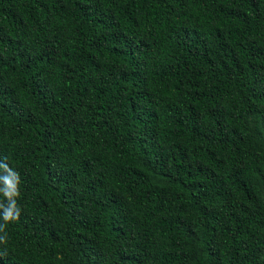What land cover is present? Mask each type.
I'll return each instance as SVG.
<instances>
[{
	"label": "trees",
	"instance_id": "1",
	"mask_svg": "<svg viewBox=\"0 0 264 264\" xmlns=\"http://www.w3.org/2000/svg\"><path fill=\"white\" fill-rule=\"evenodd\" d=\"M3 163L0 264H264V0H0Z\"/></svg>",
	"mask_w": 264,
	"mask_h": 264
},
{
	"label": "clouds",
	"instance_id": "2",
	"mask_svg": "<svg viewBox=\"0 0 264 264\" xmlns=\"http://www.w3.org/2000/svg\"><path fill=\"white\" fill-rule=\"evenodd\" d=\"M3 168L8 175L3 179L4 187L0 188V193L3 194L7 203L0 202V218L4 221V223H0V232L5 231L9 222L18 220L21 214V209L17 204V198L20 196L19 174L7 163H3ZM0 242H6V236H0Z\"/></svg>",
	"mask_w": 264,
	"mask_h": 264
}]
</instances>
